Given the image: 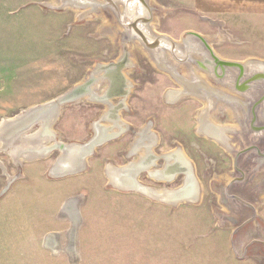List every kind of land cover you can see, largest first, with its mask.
<instances>
[{"label": "rangeland", "instance_id": "374dc122", "mask_svg": "<svg viewBox=\"0 0 264 264\" xmlns=\"http://www.w3.org/2000/svg\"><path fill=\"white\" fill-rule=\"evenodd\" d=\"M149 2L153 7L150 27L154 33L166 35L179 45L186 35L196 32L207 37L222 59L240 63L264 61V33L253 30V23L261 22L262 17L253 12L257 8L251 3ZM20 3L19 12L13 16L18 23L14 29L20 34V48L30 47L32 51L21 54L17 65L27 69L29 79L37 85L54 87L71 81L81 67L85 69L75 81L83 78L87 69L89 78L95 63L114 62L127 48L129 64L123 70L131 83L129 96L126 94L130 111L123 112L121 118L130 123L124 122L130 129L122 137L96 147L80 172L61 176L50 172L61 155L59 149L31 155L13 153L12 147L0 146V255L18 261L13 264H245L243 259L264 240V158L256 157L253 145L251 150L244 149L252 140H259L255 142L259 148L256 147L264 152L260 130L249 129L246 124L245 130L231 135L234 148L239 149L234 157L218 142L199 134L197 114L204 107L200 99L186 95L166 103L167 89H179V84L156 68L139 46L124 42L112 13L97 12L78 18L71 8L61 7L59 0H36V6L33 0ZM2 20L5 27L6 14ZM34 32L32 44L24 45L28 42L26 35ZM183 44L189 46L192 56L201 55L187 42L180 44L179 50H186ZM103 83L106 89L108 82ZM258 87L252 85L243 92V103L231 97L221 100L234 111L241 110L245 121L250 119L254 106L256 117L252 123L263 124L264 102L254 103L262 91ZM59 107V114L49 126L55 137L50 132L45 145L87 141L93 133L92 122L103 106L74 99ZM220 109L213 108L216 111L211 113V119L236 126L227 108L223 105ZM43 126L39 121L32 131L24 133L39 135ZM143 130L156 137L154 153L180 149L188 157L198 186L196 201L173 205L133 189L113 186L108 179V165L121 167L135 161L139 153H130L132 143ZM163 165L160 158L155 167ZM141 171L137 180L148 187L174 191L184 183V175L159 182ZM237 175L240 178L232 180ZM72 220L78 224L73 242L78 258L67 253ZM48 237L56 238L55 249L47 248ZM238 242L244 246L250 242L251 246L243 249Z\"/></svg>", "mask_w": 264, "mask_h": 264}, {"label": "bare ground", "instance_id": "6f19581e", "mask_svg": "<svg viewBox=\"0 0 264 264\" xmlns=\"http://www.w3.org/2000/svg\"><path fill=\"white\" fill-rule=\"evenodd\" d=\"M128 1H130L131 4L134 5V9L132 6L133 12H140V4L142 3L143 7H145V9L142 11L144 12V17H151L152 21L153 7L150 4L149 0H125L124 3L127 4ZM59 3L61 4V7L71 8L73 11H75V14L78 18L87 17L97 12L102 13L108 11L109 13H112L116 26L118 27L119 33L122 39H124V42L126 44L131 42L132 44L139 46L140 50L145 53V55L156 66V68L167 72L168 76L172 77V79L179 84V89L168 91V100L175 101L180 99L182 96L186 95L200 99L201 102L204 103V107L202 108L200 113L197 114L199 122L197 128L199 130V134L207 138L210 137V141L218 142L222 147L230 151L229 153L233 154L234 157L238 156L237 153L239 149L237 151V149L234 148V144H232L231 140V135H234L235 132L237 133V130H245V125L247 124L246 126L249 129L255 128L256 130H260V135H264V122L261 120L263 124L255 122L252 123L253 119L256 117L254 106L250 111V119L248 121H245L243 119V114L241 113V110H239L238 112V109L236 108V110L234 111L233 107L226 105L225 101L221 100V97H223L224 99H227V97H231L236 98L238 101L243 103V99H245V95L243 94V92L245 90H248L247 88L252 87V85H257L259 86L258 90L260 89L262 91L259 92V96L255 98V100L257 101H255L254 103L256 105L262 102L261 100H263L264 102V61L256 60L257 62L249 61L248 63H236L234 61L222 59L218 55H216L211 44L208 42L207 37L205 38L204 36L196 32L189 33L188 35H186L184 40L179 43V45L177 44L180 47V44L184 42H187V44L189 43L190 48L193 51L201 53V55H198L196 57L194 55L192 56L193 53L189 51V46H187L186 44L182 45L186 46L184 48L186 50H184V52L180 50L178 53L177 51L181 48L177 49L178 46L172 43H170V45L165 46L166 48L160 47L162 43H159V41L157 40L154 42L147 43L145 38H143L144 36L140 31L139 27L135 25V20L131 21L129 18V16L133 12H129V9L126 11L124 6L125 4H123L119 0H59ZM131 4L129 5V7L131 6ZM122 15H125V17H122ZM138 17L137 19H139ZM143 22L144 21L141 20L139 25L143 24ZM135 35L137 36V38L134 37ZM196 42L198 43L197 45ZM124 57H126V53L124 54ZM191 59H193V61H191ZM123 63V61H118V63H103L96 70H94L95 73L93 75H91L85 81L77 84L73 89L71 88L72 92L75 93L74 98L78 97L80 94H82V92H85L83 93V96L85 95L90 98L89 95H91V97L94 99L91 90L96 92L98 84L107 81L108 86L106 87L105 91L107 90L108 93L103 91L104 94H106L104 98H102V100L105 102H107L108 100L111 101V97L115 96L116 94L121 99L126 100L125 98H127V96L124 95L125 93L123 92L124 86L119 83L120 80L117 79L118 73L116 72V70L113 69H120L122 66L125 67ZM251 67L255 69H251ZM246 71H250L247 76H245V74L247 73ZM233 75L234 79L232 80ZM87 82H89V85H87ZM88 87L90 92L87 91ZM127 87L129 90L130 85H128ZM114 90H116V92H114ZM102 95L103 93L98 94V96ZM52 101L53 103L51 105H38L39 108L35 106L38 108L36 110V112L38 111L36 115L31 116L30 118H21L20 120H18L22 122H27L29 119V124L24 126L20 131L15 132L14 135H10V139H8L9 135L4 136L3 134H6L5 129H7V122H12V120H14L15 118H12V120L10 118V120H4L0 122V146L4 145V148L12 147L11 149H14L13 153L17 154L29 153L31 155H36L48 153L52 146H46L44 140L51 137L49 135V133L51 132L49 126L54 122L53 120H55L56 113L54 111V108L59 106V104L57 105L58 102L56 101V99ZM221 102L224 105V109L227 108V114L232 115L235 119L236 126L234 124L226 125L217 123L216 121L211 119V113L216 111H213V108L222 111V109H220L223 106ZM121 106L122 105L114 106L115 111H118ZM109 113H111V111ZM117 120H112L115 123L117 122L116 125H114L113 127L114 131L125 130L126 124L122 122V120ZM39 121L43 122L44 125L39 135H25L24 132L28 131L31 127L33 128V125L38 124ZM97 133L98 131L96 130V134ZM224 134H226V136ZM110 135H114V133ZM35 136H37L40 140L35 141L33 139ZM97 138L99 139V137ZM101 138H104V136H102ZM155 139V135L148 130H143L138 134V138L135 142V145H132L130 152L135 154L137 152L139 153V156H137L138 158L136 159L137 161L135 160L132 163L136 168H134L133 171H130V169L123 172L122 175H120V178L122 177L121 179L115 178V176L111 175L112 171H114L117 167L108 165L107 171H109L110 174L108 176L111 179V182L114 184L113 185L111 183V185H113L114 187L116 186V188H118V186H125L130 189H133V191L135 190L137 192L146 194V196H153L157 199L163 198L165 200L173 201L174 198L177 197V195L180 198H188L189 196H191L192 193L196 192L197 186V181H195L196 179L192 164L191 166L189 165L190 160L188 159V157H186L182 150H180L182 154H180L179 152H167L163 153V160L165 162L163 168H156L153 165L154 163H157L156 160H158L159 157L156 153L153 152L152 149V145L154 144ZM255 142L254 140H252L249 143V147H246L244 149L251 150V145H253L255 147H253V149L256 153V157L264 158V152L258 149L259 147L258 145H256L257 143ZM22 143H25L26 145H21ZM55 143L58 144L61 142ZM137 144L139 145L136 146ZM65 146V148L69 149L75 148L76 151L79 148L78 144H66ZM23 148L25 150H23ZM28 150H31L32 152H28ZM72 151L76 152L75 150ZM63 157L65 159L64 162H62L61 164L57 163L53 167H51L52 172H55L54 174L56 175H62L64 173L70 172V167H73L76 163V168H80L81 166H83L81 164V160L79 159L80 157L77 156V154H66V156ZM184 158H186L187 160H184ZM187 162L188 166L191 169L186 165ZM139 165L142 166L139 167ZM141 170H144L150 177L157 179L159 182L173 181V179L178 173H184L183 182L186 186L183 191H179L177 194H174L175 190L173 191L164 188H154L142 185L137 180L138 174L142 172ZM239 178L240 177H238L237 175V178L235 177L232 180H238ZM77 225V222L75 220H72V225H70L71 227L68 231L69 245L67 253L72 258H78L75 252H73V242L77 230ZM45 240V244L48 249H55L57 247V240L55 237H48Z\"/></svg>", "mask_w": 264, "mask_h": 264}, {"label": "crops", "instance_id": "0c3cea01", "mask_svg": "<svg viewBox=\"0 0 264 264\" xmlns=\"http://www.w3.org/2000/svg\"><path fill=\"white\" fill-rule=\"evenodd\" d=\"M33 1H34V3L36 2V0H33ZM238 1H241V0H238ZM242 1H243L244 6H250L252 4L251 7L257 8V11H253V12L255 14H257L258 17H262V18H261V22H254L253 23V30H257L258 32L264 33V31H262V29L264 30V0H242ZM20 2H21V0H0V122L4 121V120H10V118L12 120V118H15L18 114L22 113L23 111H26L29 108L35 107L36 105L38 106V105L51 103L53 99H56L57 97L63 95V93H67L69 91H72V89L80 81H82V79L87 78V72L89 70V69H87L85 76L83 78L79 79L77 82L75 80H76V78H78V76L83 71V69H85L84 67H81V71L77 74V76L73 80L58 83L54 87L37 85V84L33 83L29 79V75L26 73L27 69H24V68L17 65V61L19 60V56L21 54H23V55H25L27 53L30 54L32 51L30 47H25L23 49L20 48V46H19L20 44L18 42V40L20 39V34L18 32H16L14 29L18 25V23L16 22L15 17H13V16L15 15V13L17 11L19 12V9L21 7ZM35 6H36V3H35ZM4 14H6L8 17V22H7L5 27H4L3 20H2V18L4 17ZM19 23H20V21H19ZM238 26H241V24L239 23ZM99 29H100V27H99ZM33 34L35 35V32L34 33H28L26 35L25 38H26V41H28V42L24 43V45L30 46L32 44L30 42H31L32 37H34ZM258 38H260V37H256V39H258ZM263 40H264V37H263ZM177 49H179V47ZM179 51L180 50H178L177 52L179 53ZM34 52H35V49H34ZM125 52H126V57H124V55H120L117 59H115V61L117 60L116 62H113V61L112 62L118 63V61H123L124 62L123 65H128L129 64L128 63V60H129L128 59V50L126 49ZM250 54L255 55V54H260V53H250ZM110 62L111 61H108L107 63H110ZM234 62H236V61H234ZM102 63H106V62H102ZM102 63L97 62L94 64V68H93L91 75H93L95 73L94 70H96L99 66H101ZM236 63H239V62H236ZM81 66H84V65H81ZM123 68H124V66H122L120 69H118V68H113V69L116 70V72L118 73L117 79L120 80L119 83H121L124 86L123 87L124 88L123 92L125 93L124 95L127 94V96H129L130 88L128 90L127 86L130 85V87H131V83L128 81ZM90 76H88V77H90ZM87 85H89V82H87ZM105 86H106L105 83H101L99 85L98 89L96 90V92L91 90L93 93L94 99L89 94L88 95L90 96V98L85 96V95L83 96V93H85V92H82V94H80L78 97H75V98L65 102V103H69L70 101L77 99V101L84 100L86 103L98 104L100 106H103V109L100 111L97 118H95V120L92 122L91 127L93 130L92 131L93 133L87 141H89L93 137H96V139H97V137H99V139H102L101 138L102 136H104V138H109V139H107L106 141H104L103 143H101L100 145H98L96 147H99L103 144H106L108 141L115 140V139L122 137V135L130 129V128L129 129L126 128L127 130L125 129L124 132L120 131V130L114 131L113 127L117 123V122L115 123L114 121H115V119L117 120V118H118L117 121L122 120V122L130 124V123L126 122L125 120H123V118H121L122 113L123 112H129L130 108L128 105L129 104L128 98H126V101H125L123 99H120V97L117 94L115 96L111 97V101L108 100L109 98L107 99L108 100L107 102L103 101L102 98H104L105 94L108 93L107 90L105 91L106 92L105 94L103 92L105 89ZM175 88H170V89H175ZM101 89H102V91H100ZM169 90L167 89V91H169ZM87 91L90 92L89 87H88ZM167 91H166L164 97L166 98V101H167L166 103L170 104V101L167 98L168 97ZM114 92H116V90H114ZM100 93H103V95L98 96V94H100ZM118 105H122V106L120 107V109L118 111H115L114 106H118ZM123 107H125V108H123ZM110 111H111V113H109ZM59 112H60V107H58V112L56 114H59ZM195 117H196V115H195ZM112 120H114V121H112ZM28 121L27 122L25 121L22 124H16V125L13 122L8 123L7 129H5L6 134H3V135L4 136L9 135L8 139H10L11 138L10 135H14L15 132L20 131L24 126L28 125L29 124ZM145 125H147V124H145ZM145 125H143V126H145ZM228 125H230V124H228ZM34 126L35 125H33V127ZM32 129L33 128L31 127L28 130V132L32 131ZM96 130L98 131L97 134H96ZM138 132H139V130H138ZM112 133H114V135H110ZM195 133H196V131H195ZM52 134H54V132ZM54 137H55V134H54ZM37 138L38 137L35 136L33 139L35 141H37ZM53 139H54V141H57L56 138H53ZM87 141L79 142V143L77 142V143L83 144V143H86ZM135 142L136 141L134 140L132 145H135ZM138 145L139 144H137L136 146H138ZM96 147H95V150H96ZM54 149H56V148H54ZM1 150H3V148L0 147V151ZM50 150H53V149L51 148ZM159 169H161V168H159ZM243 244H244L243 242H240V243L238 242L237 245L242 246L243 249L251 246V245H249L250 242L248 244H246L245 246ZM259 244H260V246H257L254 249H252L251 254H249L247 257H245V259H243L242 263L245 262V264H264V240H262V241L260 240ZM1 247L2 246L0 245V248ZM16 262L18 263V261H15L14 259H6L5 256L0 255V264H13Z\"/></svg>", "mask_w": 264, "mask_h": 264}, {"label": "water", "instance_id": "95a60500", "mask_svg": "<svg viewBox=\"0 0 264 264\" xmlns=\"http://www.w3.org/2000/svg\"><path fill=\"white\" fill-rule=\"evenodd\" d=\"M121 1L123 4H125V0H119ZM131 4L130 1L127 2V4H125V10L127 11L129 9V12H133V9H134V5L131 4V6L129 7V5ZM132 6H133V9H132ZM147 6V5H146ZM150 7V6H149ZM145 9V7H143V4L141 3L140 4V12H133L129 18L131 21H134L135 20V25L139 27L140 31L142 32L143 34V38H145V40L147 41V43H150V42H154V41H159V43H162V45H160V47L162 48H166L165 46L167 45H170V43L174 44L177 46V42L172 40L170 37H166V35H163V34H157V33H154L150 27V21H151V17H144V12H142L143 10ZM139 16V17H138ZM122 17H125V15H122ZM128 17V16H127ZM137 17L139 19H137ZM143 20V24H140V21ZM134 23V22H132ZM157 34V35H156ZM134 37L137 38V36L135 35ZM141 39V38H140ZM74 95L75 93L72 92V91H69L67 93H63V95L59 96L56 98V101L58 102L57 105H61L62 103H65L66 101H69L71 99L74 98ZM55 102V101H54ZM53 101L51 103H48V104H52ZM59 107V106H58ZM57 107V108H58ZM39 108V107H38ZM37 107H32V108H29L27 109L26 111H23L22 113H20V115H17L15 117L14 120H12V122L16 125V124H22L24 123V121H18L20 120L21 118H30L31 116H34L36 115V110L38 109ZM58 111V110H57ZM56 111V113H57ZM29 120V119H28ZM11 121H8L7 123H10ZM11 122V123H12ZM35 125V124H34ZM107 139L109 138H102V139H96V137H93L92 139H90L89 141H87L86 143H83V144H79V148L78 150L76 151V149H69V148H65L66 146L64 144H61V143H58V144H54L52 146V149L56 148V149H59L60 151H62V155L56 159V161L54 162V164L52 165V167L55 165V164H61L62 162H64V157L63 156H66V154H77V156H79L80 160H81V164L83 166H81L80 168H76V164H74L73 167H70L68 173H64L62 175H65V174H70V173H74V172H80V170H82V168L84 167V162H85V159L90 156L93 151L95 150V147L100 145L101 143H103L104 141H106ZM72 150H75L76 152L72 151ZM65 152V154H64ZM134 161H129L127 162L125 165L121 166V167H117L114 171H112L111 175L112 176H115V178H120V175H122L123 172H125L126 170H130V171H133L134 168V165L132 164ZM142 165H139V167H141ZM50 172H52V169L50 168ZM110 175V174H109ZM61 176V175H59ZM109 178V176H108ZM122 178V177H121ZM120 178V179H121ZM197 184V183H196ZM111 185V184H110ZM185 184L183 183L182 186H179L174 194H177L179 191H183V189L185 188ZM116 187V186H115ZM197 188V186H196ZM118 189L120 190H128L130 188L128 187H125V186H118ZM150 197H153V196H150ZM155 198V197H153ZM197 199V192H194L191 194V196H189L188 198L184 199V198H180L178 195L177 197L174 198L173 201L171 200H165V199H159L163 202H167V203H171V204H175V203H178V202H181V201H189V202H192V201H196Z\"/></svg>", "mask_w": 264, "mask_h": 264}, {"label": "flooded vegetation", "instance_id": "af4514ba", "mask_svg": "<svg viewBox=\"0 0 264 264\" xmlns=\"http://www.w3.org/2000/svg\"><path fill=\"white\" fill-rule=\"evenodd\" d=\"M126 99V98H125ZM126 106V105H125ZM124 108V107H123ZM171 152V151H170ZM172 152H179L180 154H182L181 152H180V149H175V150H173ZM171 152V153H172ZM153 153V152H152ZM169 153V152H168ZM185 154V153H184ZM158 155V159H160V158H164V156H163V154H157ZM184 160H187L186 158H184ZM156 161H158V160H156ZM155 161V162H156ZM167 165V164H166ZM186 165L188 166V162L186 163ZM189 165L191 166V163L189 162ZM153 166H156V164L154 163V165ZM189 167V166H188ZM188 167H186V168H188ZM190 168V167H189ZM191 169V168H190ZM186 172V171H185ZM184 173H178L177 175H183ZM176 175V176H177Z\"/></svg>", "mask_w": 264, "mask_h": 264}]
</instances>
